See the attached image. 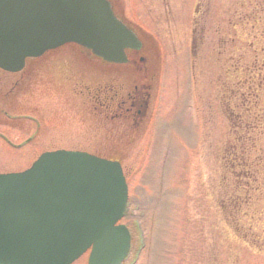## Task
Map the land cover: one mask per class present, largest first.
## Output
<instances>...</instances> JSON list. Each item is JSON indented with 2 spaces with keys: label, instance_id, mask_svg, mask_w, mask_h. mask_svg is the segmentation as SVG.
<instances>
[{
  "label": "rangeland",
  "instance_id": "obj_1",
  "mask_svg": "<svg viewBox=\"0 0 264 264\" xmlns=\"http://www.w3.org/2000/svg\"><path fill=\"white\" fill-rule=\"evenodd\" d=\"M118 1L142 43L145 67L99 65L65 45L7 74L0 104L39 127L23 148L0 144V174L21 172L55 150L116 161L128 193L120 221L130 233L124 264H264V178L236 215L228 204L234 181L222 159L230 113H245L243 98L263 75L264 0ZM18 76L22 83L10 90L8 78ZM134 87L149 95L136 127L130 112L119 114V123L93 110L98 92L116 93L118 104ZM35 128L18 121L0 129L19 144ZM87 256L73 264H86Z\"/></svg>",
  "mask_w": 264,
  "mask_h": 264
},
{
  "label": "water",
  "instance_id": "obj_2",
  "mask_svg": "<svg viewBox=\"0 0 264 264\" xmlns=\"http://www.w3.org/2000/svg\"><path fill=\"white\" fill-rule=\"evenodd\" d=\"M66 44L110 65L131 64L128 51L141 49L108 0H0V70L17 73ZM126 200L119 164L85 153H45L0 175V264H72L87 250V264H120Z\"/></svg>",
  "mask_w": 264,
  "mask_h": 264
},
{
  "label": "trees",
  "instance_id": "obj_3",
  "mask_svg": "<svg viewBox=\"0 0 264 264\" xmlns=\"http://www.w3.org/2000/svg\"><path fill=\"white\" fill-rule=\"evenodd\" d=\"M257 70L264 75V66ZM263 75L251 85L249 98H243L246 101L245 113H230L234 116V123L224 145L222 159L227 164L225 170L234 181L230 185L235 188L236 195L233 200L230 198L228 204L235 206L236 215L240 214L242 205L248 206L252 203L251 193L258 192L264 178V158L258 151L264 141ZM238 181L242 183L239 184Z\"/></svg>",
  "mask_w": 264,
  "mask_h": 264
},
{
  "label": "flooded vegetation",
  "instance_id": "obj_4",
  "mask_svg": "<svg viewBox=\"0 0 264 264\" xmlns=\"http://www.w3.org/2000/svg\"><path fill=\"white\" fill-rule=\"evenodd\" d=\"M110 5H111V9L113 11V13L115 14V16L118 17H122V15L119 14L118 10H119V6H120V3L118 0H108ZM122 19V18H121ZM80 51L82 53H84V55H86V58L89 59V60H93V61H96L97 64L99 65H105V66H109L103 62H101L100 60H97V59H94L93 56H91V54L83 49H80ZM128 55H129V62H131L130 66L132 67H140L141 65H139L138 63H142V62H139L140 59H139V54L138 53H134V52H130L128 51ZM29 61V60H27ZM27 61L25 62L22 70L16 74H20L22 73V71H24L25 69H27ZM0 73H2V76H0V83L2 81V83H4L3 81H5L6 78V75L9 74V73H6L4 71H1L0 70ZM10 75H14V74H10ZM9 81L8 83L11 84L10 85V90H14L16 89V87L22 83V77L18 76L15 80L14 79H11V78H8ZM19 89H21V87H19ZM89 89V88H88ZM113 89H117V88H110L108 89L109 91L113 90ZM18 90V88H17ZM149 90V89H148ZM133 95L132 96H129L127 101H119V97H118V104L115 103V100H117V95L115 93V95L111 98H106L105 95L107 93V89H104L103 91H100L98 93L102 94V98H100V100L98 101L99 98H97V102H96V98H93L95 100H93V102H95L96 106H92L93 107V110H98L99 111V114L102 116V118L104 119L105 116L108 117V119H110V121H113L114 122H124L123 119H120L118 120V117H119V114L123 115V113H128L130 112V116L132 118V121H133V126L136 127V124L139 122V121H143V120H140L142 119V117L145 116V108H146V102L148 103L149 101V95H148V92L144 91V88L143 87H134L133 90ZM12 92V91H10ZM9 93V92H7ZM145 94L147 95V97L145 96ZM16 95V94H15ZM14 96V95H13ZM12 96V97H13ZM142 96H145V97H142ZM112 109V110H111ZM116 112V113H113L112 116L109 118L108 114L109 112ZM135 112V113H134ZM3 117L5 119V122H0V128H5V126H9V122H28V123H31L34 125V128H35V131L34 133L26 138L22 143H19V144H13L11 142V140L9 139L8 137V134L7 133H3V131H1L0 129V144L1 145H4L6 147H9L13 150H18L20 148H23L25 145L29 144L33 138H35L36 134H37V131H38V123L34 120V119H31L30 117L26 116V115H16V116H10L9 113H8V110H7V107H3V105L0 104V117ZM134 119V120H133ZM106 120V118L104 119ZM126 120V119H125ZM139 120V121H137ZM138 126V125H137Z\"/></svg>",
  "mask_w": 264,
  "mask_h": 264
}]
</instances>
